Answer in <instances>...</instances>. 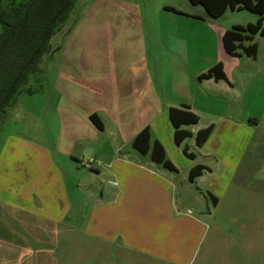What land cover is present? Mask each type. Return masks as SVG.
<instances>
[{"label":"crops","instance_id":"0c3cea01","mask_svg":"<svg viewBox=\"0 0 264 264\" xmlns=\"http://www.w3.org/2000/svg\"><path fill=\"white\" fill-rule=\"evenodd\" d=\"M192 5L161 3L158 16L146 6L145 17L134 0H99L102 16L77 22L47 54L55 75L45 70V89L56 97L45 108L59 139L0 143V264H59L50 245L74 234L90 264H264V36L236 54L223 41L259 17L245 24ZM220 62L225 78H199ZM186 105L199 122L185 128L213 126L202 145L175 141L169 111ZM146 127L177 170L134 147ZM175 145L195 154L183 169ZM196 163L208 169L191 182Z\"/></svg>","mask_w":264,"mask_h":264},{"label":"trees","instance_id":"16d2710c","mask_svg":"<svg viewBox=\"0 0 264 264\" xmlns=\"http://www.w3.org/2000/svg\"><path fill=\"white\" fill-rule=\"evenodd\" d=\"M78 0H28L26 2L12 1L4 8L0 0V128L9 107L22 92L32 93L29 83L38 80L42 74L41 61L44 55L51 52V38L60 31L67 22L71 11ZM193 4L203 5L209 15L222 16L229 8L248 9L260 15L256 23L246 26L235 25L223 36L224 46L231 54H236L241 43L253 39L254 35L264 36V0H190ZM172 10L178 11L175 8ZM249 54H254L255 45L244 47ZM223 79L226 77L224 66L220 62L209 71L201 74L200 79ZM174 127V137L178 145L185 139L195 136L198 145H202L211 135L213 126L199 130L196 134L185 128L199 122V115L190 106L172 107L169 111ZM92 121L102 128V123L96 115H91ZM152 134L149 127L138 133L133 145L141 153L151 151L152 159L162 166L177 170L176 165L167 157L164 145L155 140L151 142ZM184 152L191 158L195 154L184 146ZM208 167L203 163L194 164L188 173V179H196ZM213 195V194H212Z\"/></svg>","mask_w":264,"mask_h":264},{"label":"rangeland","instance_id":"374dc122","mask_svg":"<svg viewBox=\"0 0 264 264\" xmlns=\"http://www.w3.org/2000/svg\"><path fill=\"white\" fill-rule=\"evenodd\" d=\"M12 1L16 2H26L28 0H3L2 6L7 8ZM99 0H78L76 6L71 11L67 22L64 27L58 31L51 38V48L55 49L56 47L63 45L66 41L65 35L68 30L70 32L74 31L77 25V22L82 20L86 22L90 16L96 17L102 16L101 12L98 14L95 13L93 6ZM139 4H142L143 15L146 17V10L149 9L153 12L152 15L158 16L159 5L161 3H171L172 0H134ZM188 7L191 8L192 3L188 0ZM180 5V4H178ZM147 8L149 9H146ZM193 8H203V5H198ZM93 9V10H92ZM149 13V12H148ZM104 17V14H103ZM149 17V14H148ZM163 17H165L163 15ZM260 17L258 13L250 11L248 9H237L233 11L231 8L228 9L225 19H232V21H238L241 23L247 24L249 21L256 22L257 18ZM88 26V25H87ZM83 25V28L87 27ZM1 29V24H0ZM57 60V59H56ZM47 67V68H45ZM42 74L40 79H32L29 85L35 89L32 93L22 92L19 94L15 102L9 107L7 115L4 121L1 123L0 128V143L2 140L9 134L18 133L22 136H27L28 139H31L33 146H44L45 143L55 146L58 141L59 134V124L55 120V111L53 104L45 108V96L51 100L56 97L55 93L51 90L45 89V70H51V75H55V65L54 61L49 60L47 54L43 56L41 61ZM46 92V93H45ZM50 92V93H49ZM49 93V94H48ZM49 109V110H47ZM46 134V137H45ZM185 143L192 144L193 139L188 138ZM184 143V144H185ZM101 144V143H100ZM109 144V143H108ZM183 147L175 145V150L171 151V156L176 162V164L183 169L182 162L183 160H192L190 157L186 156L183 152ZM192 150L198 151L192 147ZM60 154H56V160H60ZM180 158V159H179ZM90 157L87 156L83 160L89 161ZM198 159H203L201 154H199ZM210 161V160H208ZM198 202V201H197ZM0 212L3 214L0 208ZM8 221H11L9 217H6ZM80 234H74V239L72 241H67L64 245L62 242L50 245L55 253V256L59 259V264H90L89 251L81 247H76L75 243L82 240L83 238L79 236ZM42 244H37L36 246H41ZM120 264V263H119Z\"/></svg>","mask_w":264,"mask_h":264},{"label":"built area","instance_id":"2783aa9c","mask_svg":"<svg viewBox=\"0 0 264 264\" xmlns=\"http://www.w3.org/2000/svg\"><path fill=\"white\" fill-rule=\"evenodd\" d=\"M93 161H94V159H91V160H89V161H85V160H84L83 163L88 165V164H91Z\"/></svg>","mask_w":264,"mask_h":264}]
</instances>
